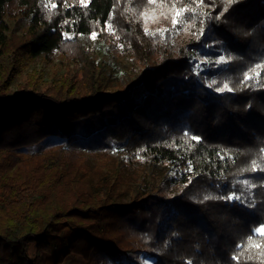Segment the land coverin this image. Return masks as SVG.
I'll use <instances>...</instances> for the list:
<instances>
[{
	"label": "trees",
	"instance_id": "trees-1",
	"mask_svg": "<svg viewBox=\"0 0 264 264\" xmlns=\"http://www.w3.org/2000/svg\"><path fill=\"white\" fill-rule=\"evenodd\" d=\"M11 1L0 264H264V0H16L5 35ZM107 23L136 67L110 89L91 37ZM53 50L68 73L4 101ZM51 136L65 144L21 155Z\"/></svg>",
	"mask_w": 264,
	"mask_h": 264
},
{
	"label": "rangeland",
	"instance_id": "rangeland-1",
	"mask_svg": "<svg viewBox=\"0 0 264 264\" xmlns=\"http://www.w3.org/2000/svg\"><path fill=\"white\" fill-rule=\"evenodd\" d=\"M24 10L20 6L19 2L14 0L8 2L5 6L4 14L1 18L2 27L4 28V34L7 35L12 28L15 19L23 14ZM95 38H93L94 48L97 52L99 64L101 70L97 75V82L107 83L108 89L123 78L131 77L136 80V76L133 72L134 65L129 61V57L126 51L119 45L116 39L115 32L107 23L105 28L100 32H94ZM114 37H111L113 35ZM20 55L17 53L0 56V65L4 68H10L13 64L20 63ZM201 58H197L194 61V69L200 70ZM72 67V63L65 58V56L58 50H53L49 53H44L36 58L27 66H25L19 73H17L14 80L8 87V93L15 95L12 99H5L4 101L18 105L22 97L21 94H16L19 90V86L24 85L27 81L32 82L35 88L40 89L46 87L53 82L59 81V79L68 73V70ZM136 68V67H135ZM121 83V82H118ZM122 88L125 85L122 83ZM65 144L64 140L59 136H51L46 140L38 142L26 149L21 153L23 157H28L32 153L40 150H51L57 147H61ZM87 157L91 161H95L92 155L85 152ZM130 194L127 193L121 199V202H125L129 199ZM61 264H85L83 258L80 255L70 254ZM127 264V263H125Z\"/></svg>",
	"mask_w": 264,
	"mask_h": 264
},
{
	"label": "snow or ice",
	"instance_id": "snow-or-ice-1",
	"mask_svg": "<svg viewBox=\"0 0 264 264\" xmlns=\"http://www.w3.org/2000/svg\"><path fill=\"white\" fill-rule=\"evenodd\" d=\"M150 2H151V0H150ZM53 7H54V5H53ZM177 15H179V12L177 13ZM175 22H176V20H175V18H173V23H175ZM93 38H95V33H93ZM257 67H260V65H257ZM246 78H247V76H246ZM225 87H227V86H225ZM193 139H197V138L193 137ZM231 198H233V197H229V199H231ZM255 233L257 235H264V226H260V227L256 228ZM249 241H252L251 236L249 237ZM253 246L254 247H260L259 245H253ZM233 259H238V257H233Z\"/></svg>",
	"mask_w": 264,
	"mask_h": 264
}]
</instances>
